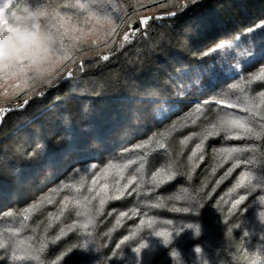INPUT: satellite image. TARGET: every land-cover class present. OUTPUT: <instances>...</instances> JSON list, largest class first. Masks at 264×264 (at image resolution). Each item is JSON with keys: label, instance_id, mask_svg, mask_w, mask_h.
Masks as SVG:
<instances>
[{"label": "trees", "instance_id": "obj_1", "mask_svg": "<svg viewBox=\"0 0 264 264\" xmlns=\"http://www.w3.org/2000/svg\"><path fill=\"white\" fill-rule=\"evenodd\" d=\"M25 5L53 43L0 75V264H264V0Z\"/></svg>", "mask_w": 264, "mask_h": 264}, {"label": "clouds", "instance_id": "obj_2", "mask_svg": "<svg viewBox=\"0 0 264 264\" xmlns=\"http://www.w3.org/2000/svg\"><path fill=\"white\" fill-rule=\"evenodd\" d=\"M43 13L25 5L9 10L0 23V75H10L22 58L34 62L46 56L52 46V37L42 24Z\"/></svg>", "mask_w": 264, "mask_h": 264}, {"label": "snow or ice", "instance_id": "obj_3", "mask_svg": "<svg viewBox=\"0 0 264 264\" xmlns=\"http://www.w3.org/2000/svg\"><path fill=\"white\" fill-rule=\"evenodd\" d=\"M196 2H197V0H193V3H194V4H195ZM8 7H9L8 4H4V5H3V8H4V9H7ZM81 7H83V5H81ZM171 15H172V16H175L176 13L173 12V13H171ZM148 19H150V18H145L144 20H142V21H141V24L146 25L147 22H148ZM156 19H161V17H156ZM2 23H6V21H2ZM249 31H251V29H250ZM124 39L127 40V39H128V35H125ZM218 47H219L220 49H223V48L225 47V45H224V44H219ZM215 51H217V49H216V48H213V49H212V52H215ZM209 54H210L209 52H205V53H204V55H206V56L209 55ZM26 58H27V57H26ZM102 59H104V60H108L109 57H108L107 55H105V56L102 57ZM67 75H68V77H71V76H72V73L69 72ZM253 79H260V77H254ZM232 87H233V89H238V88H240V84H233ZM201 103H202L203 105L215 104V105L222 106L223 108H226V109H239L240 111H250L249 109H246V108H239V105H238V104H235V103H229L228 101L223 100V99H218V100L204 99L202 102H197V107H196V112H197V113H200V112H201V107H200V104H201ZM25 104H27V101H25ZM21 107H23V105H21ZM6 111H8V110H6ZM260 119H261V120H264V116H261ZM221 123H222L223 125H225V127H226L228 130L237 129V130H239L240 133H249V132H251V128H250L248 125H246L245 123H243V122H242L240 119H238V118H234V119H231V120H228V121H222ZM213 127H215V125H213ZM227 138H228V139H231V138H233V137H227ZM142 147H147V146H146V145H137V150L140 149V148H142ZM232 150H233V151H236L235 148H233ZM27 155H28V158L30 159V158H32V157L35 155V153L30 152V153H28ZM241 199H243V197H242ZM102 203H103V201H102ZM238 203H239V202H238ZM3 215H5V216H7V217H11L13 214H12L11 212H7V211H5V212H3ZM192 227H193L192 224H189V225H188V228H192ZM181 231H182V230H181ZM198 232H199V229H197V233H198ZM179 234H180V233L177 232V233H176V236H178ZM170 235H172V234H171V233H165V232H157V233H155V236H156V237H158V238H161V237H162V238H163V241H162V242H163L164 244H168V243H169L168 236H170ZM245 235H247V233H245ZM126 239H127V238H126ZM122 243H123V242H122ZM2 247H4V245L0 244V248H2ZM116 247L119 248L120 245L117 244ZM146 248H147V245H146V244H141L139 247L133 248V249H132V252L135 253V256H136L137 258H140V257H142L141 249H146ZM200 251H201L200 248H196V249H195V252H197V253H199ZM173 254H175V253H173ZM13 259H23V258H21V257H15V256H14Z\"/></svg>", "mask_w": 264, "mask_h": 264}, {"label": "rangeland", "instance_id": "obj_4", "mask_svg": "<svg viewBox=\"0 0 264 264\" xmlns=\"http://www.w3.org/2000/svg\"><path fill=\"white\" fill-rule=\"evenodd\" d=\"M4 4H8L9 7L7 9L3 8ZM17 4V0H0V23H2L3 21V15H5L9 10H12ZM145 18H142L141 20H139L140 22L142 20H144ZM127 15L125 14L124 17V23H123V27H121L118 31H117V38L114 41V45L113 47L117 46L120 42H122L124 40L125 35H128L129 37H133L136 32H134L135 27H137V24L133 27L134 22H139L138 19H134L132 22L127 23ZM133 27V28H131ZM133 29V30H132ZM235 56H238V58L241 57L240 53H236ZM224 59L228 60V57L226 56V58L224 57ZM227 66L230 67L231 64L226 63ZM234 65V64H233ZM238 65L233 66V68H237ZM11 102H6V101H0V121L2 120V116H4L5 114H7V112L11 109L17 108L19 105L18 104H12L11 106ZM8 110V111H6ZM5 112V113H4Z\"/></svg>", "mask_w": 264, "mask_h": 264}, {"label": "built area", "instance_id": "obj_5", "mask_svg": "<svg viewBox=\"0 0 264 264\" xmlns=\"http://www.w3.org/2000/svg\"><path fill=\"white\" fill-rule=\"evenodd\" d=\"M12 104H15V105L18 104V105H19L20 102H13ZM12 104H11V106H12ZM4 113H5V112H4Z\"/></svg>", "mask_w": 264, "mask_h": 264}]
</instances>
